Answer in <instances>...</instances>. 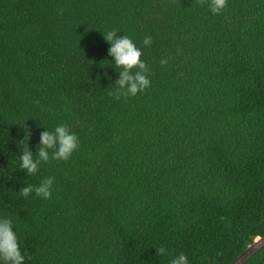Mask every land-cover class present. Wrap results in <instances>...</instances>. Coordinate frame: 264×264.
<instances>
[{"label": "trees", "instance_id": "trees-1", "mask_svg": "<svg viewBox=\"0 0 264 264\" xmlns=\"http://www.w3.org/2000/svg\"><path fill=\"white\" fill-rule=\"evenodd\" d=\"M111 30L150 70L136 96L109 95ZM61 124L72 156L19 169ZM0 217L25 264L232 263L264 236V0H0Z\"/></svg>", "mask_w": 264, "mask_h": 264}, {"label": "clouds", "instance_id": "clouds-1", "mask_svg": "<svg viewBox=\"0 0 264 264\" xmlns=\"http://www.w3.org/2000/svg\"><path fill=\"white\" fill-rule=\"evenodd\" d=\"M201 4L204 0H199ZM228 6V0H209V8L212 14H219ZM105 40L110 42L108 53L114 57V66L119 70V78L115 81L116 88L109 92V95L120 99L121 96H136L151 86L147 73L150 71L146 62L141 59L142 50L136 46L133 39L128 35L117 36L116 30L104 33ZM152 38L146 36L143 40L145 46H150ZM168 59H162L161 64L166 65ZM133 69H137L133 72ZM25 129V139L31 137L28 127L22 124ZM36 158L33 151L26 145L21 149L19 157L21 163L19 169L26 170L28 175H35L39 171L41 162L50 160L67 161L79 147L78 136L71 132L67 124L55 127L54 131L46 130L40 133V142ZM51 151V154L49 152ZM55 177L44 178L38 186H24L19 192L27 198L30 193L35 192L36 196L49 199L52 196V187ZM259 238V237H258ZM158 255L166 254L165 247L157 248ZM0 260L4 264H25V256L22 254L19 239L14 230L13 220L9 217H0ZM170 264H188V258L180 253L172 258Z\"/></svg>", "mask_w": 264, "mask_h": 264}, {"label": "water", "instance_id": "water-1", "mask_svg": "<svg viewBox=\"0 0 264 264\" xmlns=\"http://www.w3.org/2000/svg\"><path fill=\"white\" fill-rule=\"evenodd\" d=\"M262 247H264V236L257 238L240 256H238L230 264H243Z\"/></svg>", "mask_w": 264, "mask_h": 264}]
</instances>
